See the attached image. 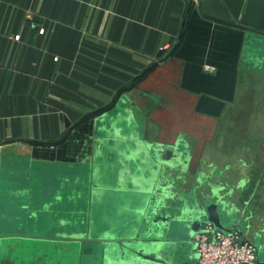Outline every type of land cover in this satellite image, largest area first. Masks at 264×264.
<instances>
[{
	"label": "crops",
	"instance_id": "0c3cea01",
	"mask_svg": "<svg viewBox=\"0 0 264 264\" xmlns=\"http://www.w3.org/2000/svg\"><path fill=\"white\" fill-rule=\"evenodd\" d=\"M199 3L264 33V0H0V264L91 263L90 251L24 243L51 235L21 217L48 222L46 194L76 197L72 170L83 188L86 167L94 185L117 174L97 139L128 103L147 133L183 137L196 173L217 171L264 228V35L208 21Z\"/></svg>",
	"mask_w": 264,
	"mask_h": 264
},
{
	"label": "water",
	"instance_id": "95a60500",
	"mask_svg": "<svg viewBox=\"0 0 264 264\" xmlns=\"http://www.w3.org/2000/svg\"><path fill=\"white\" fill-rule=\"evenodd\" d=\"M198 11L208 21L264 35L208 16L200 3ZM135 106L128 103L114 112L97 139L96 151L112 154L118 175L112 176L106 169L96 172L99 185H93V194H118L126 199L120 212L126 222L96 239L98 244L88 250L91 264L93 259L94 264H192L199 259L195 235L204 232V226L211 224L229 235L235 231L241 234L250 220L247 212L235 204L217 171L203 166L196 173L200 165L194 167L183 137L164 143L154 130L147 133L141 128L140 112ZM100 165L103 167L101 162ZM26 237L19 234L24 243L40 240L37 247L45 248L51 243L58 249L67 247L71 255L81 250L76 251L69 240ZM257 238L261 246L254 244L258 248L256 264H264V231L257 233Z\"/></svg>",
	"mask_w": 264,
	"mask_h": 264
},
{
	"label": "rangeland",
	"instance_id": "374dc122",
	"mask_svg": "<svg viewBox=\"0 0 264 264\" xmlns=\"http://www.w3.org/2000/svg\"><path fill=\"white\" fill-rule=\"evenodd\" d=\"M106 113L107 112L102 113L101 116L105 115ZM84 171H86L83 178L86 183V188H83L81 186L82 184L80 183V180L78 182L75 178L79 176V178H81V172H78L77 170H72L70 173L73 174L71 180L73 178V180L78 184L80 188L79 192L76 193V197H74L72 193H65V198L68 201H66L64 204L56 205V193L53 194V197H48L49 195L47 194L45 195V199L49 201L53 199V202H51V206L53 207L48 210L41 209L39 211L41 213L49 212L48 214L50 217L48 219V222L44 220L42 224H37L35 221H32L29 224V221H26L25 216H22V221L19 227L23 230H26L31 225L34 227L35 231L37 230L38 232H47V234L51 235V238L53 239H60L65 242L66 240H69L68 242L73 243H71L72 247L76 251L79 248L86 251H88L89 248H95V244H98L96 243V239L103 236V233L105 231L109 230L110 232L111 228L117 229L119 227H122L123 223L126 222V217H123L120 212L121 207L124 204L122 201H126V199L122 198L118 194H102L101 196L93 194L91 198V187L94 184L92 183V177L89 172L90 170L86 167ZM60 174L61 170H56L55 178ZM110 174L112 176H115L112 171H110ZM50 191H48V193H50ZM61 193L63 196V192ZM20 197L23 198L22 201L24 203L25 199L30 198V195L29 193L21 192ZM78 198L80 199L79 202ZM51 229L55 231L51 232ZM21 235L23 236L24 234ZM74 240H80V242L76 241V243L74 242ZM27 241L28 244L37 245L39 243L38 241L40 240ZM253 241L257 247L261 246L260 240L258 238H253ZM51 248L53 251L58 249L57 245L55 244H51ZM259 251H261V249ZM85 264L91 263L86 260Z\"/></svg>",
	"mask_w": 264,
	"mask_h": 264
},
{
	"label": "built area",
	"instance_id": "2783aa9c",
	"mask_svg": "<svg viewBox=\"0 0 264 264\" xmlns=\"http://www.w3.org/2000/svg\"><path fill=\"white\" fill-rule=\"evenodd\" d=\"M43 34V29L39 30ZM15 39H19L16 37ZM198 264H256L257 249L241 240L237 234L229 235L213 225L204 226V232L195 235Z\"/></svg>",
	"mask_w": 264,
	"mask_h": 264
},
{
	"label": "flooded vegetation",
	"instance_id": "af4514ba",
	"mask_svg": "<svg viewBox=\"0 0 264 264\" xmlns=\"http://www.w3.org/2000/svg\"><path fill=\"white\" fill-rule=\"evenodd\" d=\"M242 209L247 212L246 217L250 220L249 221L250 225L248 227H244V228L241 229V234L242 235L239 232H237V231H235L233 234H237L241 238V240H243L245 242H249V243L254 245V243H252L251 241H249L247 239L250 238V239L253 240V238H256L257 233L264 231V228H260V230H259L258 227L255 226V220L249 214L250 212L247 211L245 208H242ZM261 224H262V222H261ZM256 249H257V258H258V248H256Z\"/></svg>",
	"mask_w": 264,
	"mask_h": 264
},
{
	"label": "trees",
	"instance_id": "16d2710c",
	"mask_svg": "<svg viewBox=\"0 0 264 264\" xmlns=\"http://www.w3.org/2000/svg\"><path fill=\"white\" fill-rule=\"evenodd\" d=\"M108 109H109V108H108ZM108 109H102L101 111H99V112L97 113V115H101L102 113L108 111Z\"/></svg>",
	"mask_w": 264,
	"mask_h": 264
}]
</instances>
